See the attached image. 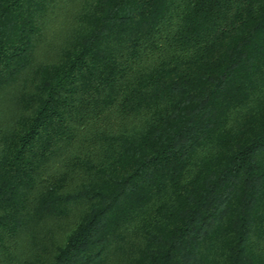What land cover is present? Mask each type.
I'll use <instances>...</instances> for the list:
<instances>
[{
	"label": "trees",
	"instance_id": "1",
	"mask_svg": "<svg viewBox=\"0 0 264 264\" xmlns=\"http://www.w3.org/2000/svg\"><path fill=\"white\" fill-rule=\"evenodd\" d=\"M0 264H264V0H0Z\"/></svg>",
	"mask_w": 264,
	"mask_h": 264
}]
</instances>
